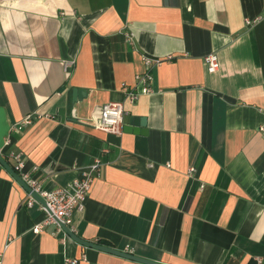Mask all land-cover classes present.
<instances>
[{"label": "crops", "instance_id": "crops-1", "mask_svg": "<svg viewBox=\"0 0 264 264\" xmlns=\"http://www.w3.org/2000/svg\"><path fill=\"white\" fill-rule=\"evenodd\" d=\"M143 55L158 60L152 93L124 102V124L145 117L148 133L92 129ZM7 137L1 156L20 153L46 190L100 157L73 216L86 241L164 264H264V0H0V148ZM26 197L0 165V264H143L55 222L33 231L46 213Z\"/></svg>", "mask_w": 264, "mask_h": 264}, {"label": "built area", "instance_id": "built-area-1", "mask_svg": "<svg viewBox=\"0 0 264 264\" xmlns=\"http://www.w3.org/2000/svg\"><path fill=\"white\" fill-rule=\"evenodd\" d=\"M249 24L251 21L246 19ZM130 41V37H127ZM142 60L145 66V70L142 73L136 74L134 78V84L128 85L122 83L121 90L123 92V98L120 101H109L94 108L90 117V126L94 130L103 131L107 134L120 135L123 133L124 125V102L134 103L139 96L152 93V89L149 86L152 80L150 68L154 63H157V59H152L143 55ZM204 61L209 72H214L219 69V60L216 52H210L204 57ZM73 61H65L64 69L68 70L72 66ZM74 115V110H72ZM32 115L24 117L18 125H14L12 128L15 130H21L24 126L32 123ZM11 145V137H7L0 148V155L6 147ZM107 149L103 148L101 153L106 152ZM9 157L12 160L13 169L20 175L21 179L31 188V190L37 193L45 202L46 206H42L32 195L27 193L26 205L32 207L38 205L46 213L45 218L37 223L33 227V231H40L46 224L50 222L60 221L69 227L74 232L73 216L76 211H82L84 207V201L87 197L92 179L93 172L98 173L99 166L101 164L100 157H95L93 163L86 169L80 171L79 175L75 177L66 187H55L50 190L43 189L40 182L25 169V163L22 160L21 154L13 151L9 152ZM196 168L191 166L189 171L195 172ZM58 224V223H57ZM129 251V246L126 247ZM130 252V251H129Z\"/></svg>", "mask_w": 264, "mask_h": 264}, {"label": "water", "instance_id": "water-1", "mask_svg": "<svg viewBox=\"0 0 264 264\" xmlns=\"http://www.w3.org/2000/svg\"><path fill=\"white\" fill-rule=\"evenodd\" d=\"M77 93L80 95L83 93L85 95V90L84 89H77ZM123 131L124 132H131V133H140V134H147L148 129H146V119L145 117H139L136 115H131L129 117L128 123L123 125ZM0 165L12 176V178L20 185L23 187V189L27 193H31V195L42 205L46 206L44 200L35 192L31 190V188L21 179L20 175L13 169V167L0 155ZM58 225L63 229V231L74 241L77 243L87 246V247H92L101 251H105L108 253H112L127 259H131L143 264H164L161 262L153 261L150 259H146L143 257H139L137 255H134L129 252L121 251L118 249H114L105 245L93 243L90 241H86L79 236H77L73 231L69 229L68 226L65 224L61 223L60 221H57Z\"/></svg>", "mask_w": 264, "mask_h": 264}]
</instances>
